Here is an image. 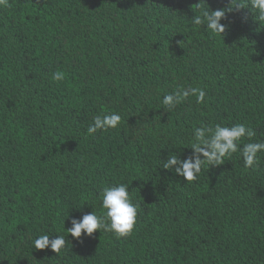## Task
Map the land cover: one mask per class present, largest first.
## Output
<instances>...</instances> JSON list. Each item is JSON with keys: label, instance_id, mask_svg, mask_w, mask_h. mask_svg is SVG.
Returning a JSON list of instances; mask_svg holds the SVG:
<instances>
[{"label": "trees", "instance_id": "trees-1", "mask_svg": "<svg viewBox=\"0 0 264 264\" xmlns=\"http://www.w3.org/2000/svg\"><path fill=\"white\" fill-rule=\"evenodd\" d=\"M8 5L0 7V264H264V152L255 169L237 152L188 182L162 167L170 154L193 155L197 127L243 123L255 136L241 147L264 140V22L250 7L227 12L225 32L211 35L191 18L231 0ZM188 87L203 89L204 102L162 104ZM113 112L117 128L87 133L93 117ZM119 183L139 205L132 233L71 237V219L99 214L101 190ZM45 233L64 235L66 249H34Z\"/></svg>", "mask_w": 264, "mask_h": 264}, {"label": "clouds", "instance_id": "clouds-1", "mask_svg": "<svg viewBox=\"0 0 264 264\" xmlns=\"http://www.w3.org/2000/svg\"><path fill=\"white\" fill-rule=\"evenodd\" d=\"M7 6H9L8 0H0V7ZM245 7H250L258 22H264V0H231V6L225 9L215 11H209V7L202 9L200 15L195 14L191 18V23L205 26V30L211 35H222L225 32V25L221 21L226 18V13L231 12L233 8ZM53 79L63 80L64 74L57 71L53 74ZM190 95L196 96L197 103H201L204 102L206 93L197 87L177 88L172 93L164 94L162 104L170 110ZM120 123L121 116L118 113L96 115L86 131L92 135L98 130L115 129ZM254 136V130L243 123H235L231 126L216 124L214 127H197L194 129L191 143L193 155L182 160L177 154H170L167 160L162 163V167L174 170L178 176L188 182L197 178L204 165H219L226 155L231 156L233 153L239 152L243 158L244 166L255 169L260 164L258 154L264 152V140L248 142L242 147L240 146L242 138L246 137L251 140ZM128 189L124 183L105 186L100 193V213L97 214L93 210L82 215L79 219H71V227L66 231L77 240L81 238L82 234L91 237L97 230L113 233L117 237L130 235L136 225L139 205L133 202ZM52 236L47 233L37 235L32 241L33 248L36 250L50 248L56 254L62 249H66L64 235L57 234L50 239Z\"/></svg>", "mask_w": 264, "mask_h": 264}]
</instances>
